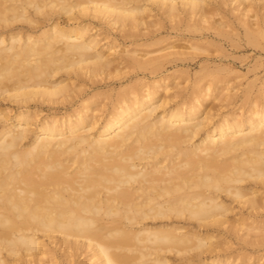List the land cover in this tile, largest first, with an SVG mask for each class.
<instances>
[{
	"label": "bare ground",
	"instance_id": "obj_1",
	"mask_svg": "<svg viewBox=\"0 0 264 264\" xmlns=\"http://www.w3.org/2000/svg\"><path fill=\"white\" fill-rule=\"evenodd\" d=\"M142 1L185 13L188 40L264 48V0H0V264H233L221 225H264V81L232 86L233 60L192 73V52L106 54L91 24L133 35Z\"/></svg>",
	"mask_w": 264,
	"mask_h": 264
},
{
	"label": "rangeland",
	"instance_id": "obj_2",
	"mask_svg": "<svg viewBox=\"0 0 264 264\" xmlns=\"http://www.w3.org/2000/svg\"><path fill=\"white\" fill-rule=\"evenodd\" d=\"M140 4L143 5V7L147 6V10H145L146 12L141 13L142 15L144 14L143 17L146 22L142 26L131 29L126 26L125 29H129L130 33L133 35L124 36V31L120 29V27H112L105 21H99L95 19V21L91 24V33H95L106 54H110L111 56L116 55L120 58H127L142 57L143 55L144 57L165 55L172 51H181L184 53L192 52L197 57L194 61L195 64L189 66V69L192 73L198 71L200 64H204L206 59H208L212 68L222 65L224 64L223 62L228 60H233L237 63V66L231 75L236 76L237 78L231 81L232 86L236 85L242 80H245V78H243L245 75L249 79H252L255 76L259 77L260 82L258 83V86H261L262 81H264V48L262 46L249 45L247 47L242 46L239 48H233L228 44H223L222 46L218 42H207L205 39L188 40V37L186 36L188 31H186L184 21H187V19H183L185 17V13H180V15L177 17H168L166 14L162 13V11L158 8V5L154 2L142 1ZM228 8L229 7L227 6V9ZM261 13L264 15V10H261ZM236 14V11L233 13H228L225 16H223V14H214L211 18V21L217 19V22H221L223 20L225 21L227 19L231 20L234 19ZM204 25H209V23H204ZM157 29L162 31V34L159 36L161 38L156 37V39H160V41L150 46L140 45V40L138 37L134 36L138 33H147L150 30ZM227 29L230 28L227 27ZM203 31L212 32L214 29L209 28ZM181 32H184L185 34H182ZM193 42L199 43L200 47L194 50L191 47ZM179 63L181 62L179 61ZM166 66L167 70H163L162 72L164 73L166 71L175 75L174 78L168 77L165 80L171 86L170 91L172 92L177 90V88H173L174 84L176 83H181L179 85L181 89L186 87L189 82L185 80V75H180L181 72L185 70V68L181 65H179L177 68L172 67L170 64ZM125 70L123 69V71ZM235 89H237V86ZM210 104H215L219 112L226 111L227 107L231 106L227 101H219L218 99H214ZM1 108H6L7 111H11L13 113V110H11V105L10 107L8 105H2ZM39 109L41 115L45 114L46 111L43 109V107H39ZM236 211H238L237 207L235 208L234 212ZM237 218L238 216L234 217L231 215L229 222L227 224L221 225V233H218L214 238L216 243L224 248L221 250V252L228 251L233 255H237L238 257L236 259L234 257V261L233 257L231 258L233 264H264V238L256 239V236L253 235L255 233H259L256 230L251 231L252 237L250 242L246 241L247 237L245 235V232L247 231V225H252L253 227L260 226L263 229L264 225L261 223L251 224L249 220L241 221ZM228 225H231L233 230H226L225 226ZM224 230L226 231L222 232ZM245 254L251 255V258L247 263H243L241 259V257H243Z\"/></svg>",
	"mask_w": 264,
	"mask_h": 264
}]
</instances>
